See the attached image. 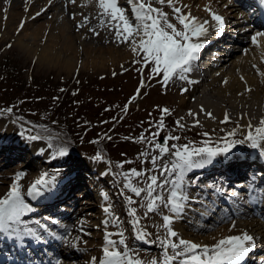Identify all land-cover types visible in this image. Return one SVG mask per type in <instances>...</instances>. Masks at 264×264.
<instances>
[{"label": "rangeland", "instance_id": "374dc122", "mask_svg": "<svg viewBox=\"0 0 264 264\" xmlns=\"http://www.w3.org/2000/svg\"><path fill=\"white\" fill-rule=\"evenodd\" d=\"M184 1L179 0L177 5ZM201 1L203 0H193L191 4L196 7ZM237 1L220 0V5H217L221 9L222 15L230 16L228 18L230 35L235 34L241 38L240 40L245 39L243 45L247 46L254 34L264 32V26L262 23L254 25L250 17L248 19L240 18L243 13H250L251 16L252 13L250 7H239ZM1 2H7L8 7L3 8L4 6H2L3 9H1L3 17L1 18L2 28L0 27V128L4 132L7 130L8 137L12 140L7 148L0 147L2 150H0V198L9 192L14 183H19L21 191L25 194L26 202L36 209L38 208L37 202L27 196V191L43 173H48L50 178L55 179L72 174L74 181L80 174L87 173L88 168L106 165L109 176L104 177L103 181H98L100 187H95V192L92 191L89 182V184L85 183L86 185L83 187L77 186L68 190L71 192L72 200L64 204H62L65 201L63 195H56L52 200L45 197L43 203L47 201L51 204L49 207L52 210H45L48 218L61 221L63 223L61 227L58 224H50V221L44 218L46 216L44 211L30 214V221L35 217L36 220L39 219L48 224L50 229L54 230L56 237H65L63 241L53 237L57 244L55 245L56 254L54 255V250L47 248V252L53 254L47 256L50 259L48 262L46 261L47 257L43 255L46 264H57V261L59 264H100L103 258L102 247L105 244V234L108 232H123L130 249L129 254L140 259L142 264H151L152 261H159L162 264L164 250L159 241L165 238L166 232L163 227V216H172V214L167 208L161 209L162 214L149 212L146 207L145 194L142 193L140 197H137L125 187V184L130 179L135 187H147V177L151 175H157L160 181L164 180L165 177L158 171L159 166L161 164L169 165V160L174 157L162 154L155 148V144L160 143V136H164L165 145L169 147L170 151L175 150L173 145L180 147L192 142L199 147L206 140H209L212 146L222 147L221 138L226 137L228 132L237 128V125H241V123L233 119L230 120L232 123L219 121L211 127L205 124L197 126L191 119L184 118L183 111L186 108L178 106L175 92L176 88H181L183 81L173 80L174 82L170 81L165 87L160 82L162 75L153 77L151 74V64L142 67L141 64L135 63L137 59L141 58L140 56H137L136 60L130 62L126 67H122L118 73L83 67L87 59L86 49L88 50V46H98L103 49L117 42L114 31L109 27L107 20L104 23L98 20L101 18L99 17L101 10L98 7L90 8L85 14L83 13V22L85 20L90 22L88 29L91 33L87 34L88 37L84 42L80 41L76 44L79 58L76 67L69 72L59 67L41 66L38 61V45L33 46H37L34 48L35 50L30 48L33 42L38 40V37H35L36 29L47 23L48 15L52 14V10L44 14L46 17L26 13L18 24L16 33L5 36L6 23L11 20L12 13L18 12L25 5L30 8L37 6L38 1L0 0V7ZM212 2L213 0H209L206 3L212 5ZM230 2L235 6L230 5ZM62 3L61 0L56 7L53 6L54 13H56L55 8L57 11L62 9ZM120 6L128 8L126 0H121ZM153 7L162 8L163 6L156 4L153 0ZM163 11L169 14L167 9H163ZM127 13L131 15V10L129 9ZM66 17L67 24L71 25L73 17L69 15ZM32 18L34 19L31 20ZM169 19L173 22L170 14ZM28 20L31 25L29 29L25 30V23ZM257 21L259 22V20ZM233 23L236 24L233 25ZM52 24L54 25V23ZM248 26H255V28L250 29L247 33L239 31ZM84 31L87 32L85 29L79 31V34L75 32V36L80 35L82 39ZM92 32L94 33L92 34ZM50 34L48 32L43 36L42 47L52 44ZM89 34L93 37L89 38ZM34 37L36 39H33ZM228 42L230 40H223L221 45ZM212 51L210 48L203 52V57L198 60L199 64L197 63L199 67L205 63L204 58L212 55L209 54ZM239 55L241 52L234 53L231 57L235 58ZM254 60L257 61L258 67L264 68V48ZM140 69L142 72L139 71ZM255 72L259 75L260 70H255ZM13 77L18 81L14 82ZM35 85L41 86L38 92L42 97L35 92ZM138 90L140 95L133 100L132 98L136 96ZM259 93L258 100H261L259 106L262 107L264 90L262 89ZM55 103H62L61 112H55V109H52ZM163 108H168L171 114L164 115L165 126L160 129L158 123ZM8 109H11V112L7 111ZM178 120L184 125L183 128L177 126ZM40 123L41 129H39ZM156 132H159V135L153 136L152 134ZM203 133H208V135L205 136ZM32 135L41 136L42 139L29 140L28 137ZM141 136L144 137V140L140 139ZM169 136H179L180 140H170ZM242 138L243 133L239 131L235 137H228L229 140ZM49 144L52 147H49ZM39 146L43 148L42 153ZM14 147L16 149L13 150ZM61 147L68 149V156L53 158V154ZM31 149L38 151L31 154ZM236 149L250 151L251 148L239 145ZM6 150H12V156L4 160L7 156ZM153 159L156 161L155 165ZM133 169L146 175L126 178L125 174L131 173ZM255 170L257 173L259 172V169ZM20 173L23 175L17 181L16 177ZM97 173L98 170H93L89 181L98 176ZM87 178L84 177V180ZM168 179H175V177L169 174ZM193 180L195 178H189L188 183H192ZM72 182L67 185V188L72 187ZM263 186L264 184H261L259 190L263 191ZM171 187V184L167 185L161 195H166L167 189ZM231 187L234 188V186H227V188ZM157 191L160 190L157 189ZM198 193L194 192L195 197L192 198L201 199L208 205L200 202L188 203L187 205H192L195 209H189L188 215H185L184 225L196 238L203 237L211 242L217 241L218 237L222 238L225 233V231L219 232L221 227H226V231L231 229L230 222L219 221L220 215L229 213L230 202L228 200L216 201L213 198L214 192L208 190L207 195H198ZM208 193L210 194L208 195ZM129 197L134 203H128ZM218 204L221 205V208ZM249 205L251 204L249 203ZM105 208H109L110 213H106ZM131 209L136 210V219L139 220L137 228H143L149 233L147 239L151 241L150 237L153 238L155 240L153 243H144L134 238L136 228L133 227V217L129 214ZM60 212L62 215H59ZM207 212L209 215L205 216ZM231 218L233 221L237 219L234 216ZM105 220L109 221L107 226L103 223ZM111 239L119 240L120 236L113 235ZM259 254L257 253L255 256ZM93 258H96L95 261ZM6 261L5 258V263L9 264ZM32 263L35 262L30 264Z\"/></svg>", "mask_w": 264, "mask_h": 264}, {"label": "bare ground", "instance_id": "6f19581e", "mask_svg": "<svg viewBox=\"0 0 264 264\" xmlns=\"http://www.w3.org/2000/svg\"><path fill=\"white\" fill-rule=\"evenodd\" d=\"M37 1V6H32L30 8L25 5L18 12L12 13V17L10 18L11 20L6 23L7 27L5 29V36L16 33L15 30L17 29V27H19L18 24L20 23V21H22L26 13L29 12L30 14L37 15L39 13L38 17H41L45 13H49L52 10V14L48 15L49 20L47 21V23L42 24L41 26H39V28L36 29L35 37H38L39 41L35 40L30 48H32L33 50L34 48H37V46H33L38 45V61L41 66L59 67L63 70H68L69 72H71V70L76 67L77 59L79 58L76 44L80 41L84 42L88 37L87 34L91 33V31H89L88 29L90 25L88 23L90 22H88L87 20L83 22L84 14L88 9L98 7L96 0H76L75 3H72L71 0H62V9H59L57 11V8H55L56 13L53 12V6L56 7L58 2H60L61 0ZM207 1L209 0H203L199 2L196 7L191 4L193 0H185L183 3L177 5H187L188 7H182L183 12L186 13L190 11L191 15L198 17L199 20L209 21L208 39L205 43V47L199 53L198 60L203 57V52L208 51L210 48H212L213 50L212 52H209V54H212L209 55L210 57L204 58L206 63L205 66L199 67V61L197 60L192 72L187 74L188 79L196 82L190 84L187 81H183L181 88L178 87L176 88V91L174 90L177 95L178 106L186 108V110L183 111V116L184 118L186 117L191 119L193 123H196V120L198 119L199 124L210 125L211 127L212 125H215V123L219 121L221 122L224 119L225 113H228L231 117L230 120L234 119V121H238L239 123H241V126H246L249 120H251V123L254 126H258L259 121L261 119H264V104L262 107H260L259 102H261V100H258L260 94L259 92L262 91V89L264 90V75H261V73H264V68H261L260 66L258 67V63L254 59L256 55L261 53L264 48V37H259V40L261 41V47H256L252 43L251 39L247 46H244L243 43H245V39L240 40L241 38H239L238 35H230L231 32L230 29H228V18L230 16L225 14L222 15L221 9H219L218 7V5H220V0H213L212 5H208L206 3ZM255 1L257 2L256 4H258V0ZM237 2L239 7L246 8H249V5L251 3H254V6H250V9L256 8L255 11H259V8L255 6L256 4L254 0H238ZM6 3L7 2H1L0 27L2 26L1 18L3 17L1 9L8 7V4ZM120 4L121 0H119V6ZM230 5L235 6L234 3L231 2ZM2 6L4 7L2 8ZM206 8H211L213 12H216L217 14L224 17V28L222 29V34H218L215 31V28L217 26L215 25V22L212 21L210 13L205 10ZM163 9H167L170 14V18L174 23H177V21L174 19L172 9L167 5H164L162 7V10ZM126 14L131 16L129 13ZM66 15L74 17L72 19L73 21L71 25L67 24ZM44 16L46 17V15ZM249 17L250 20L253 21L254 25L261 23L260 20L258 22L256 17L253 15L251 16L250 13H243L240 16V18L243 19H248ZM33 19L34 18H32L31 20ZM98 20L101 21V18H99ZM52 23H54V25ZM234 24L236 23H233V25ZM25 25V30L29 29V26L31 25L29 20L26 21ZM177 27H180V25L177 24ZM252 28H255V26L244 27L239 31L247 33ZM82 29L87 30V32L84 31L86 34L83 32L84 37H82L81 39L80 35L77 37L75 36V32H78L79 34V31H81ZM48 32L51 33L50 35L52 44L42 47L41 40L43 36ZM93 33L94 32H92V34ZM35 37L33 39H36ZM92 37L93 36L90 35L89 38ZM223 40H230V42L226 43L225 45H221V41ZM90 47L91 46H88V50L86 49L87 59L83 67H90L92 70H102L103 72L109 71L118 73V71L122 67H126V65H128L130 62L136 60L137 57V55L133 53L130 44L120 43L119 41L106 46L103 49H100V47L98 46H92L91 48ZM239 52H241V55L235 58L231 57L234 53L237 54ZM97 53H99L100 55H96ZM255 70H260L259 75L256 72V74L254 73ZM225 81H227V83H225ZM185 88L188 89V91L182 92V89ZM248 89H251V91H248ZM201 107H203L204 109L203 112H201ZM189 112H192L194 115H189ZM207 112H211L213 118L208 117L206 115ZM238 131L240 133H243V131H246V129H241ZM7 133V130L6 132H4L2 128H0V147H3L4 149L7 148L8 144L12 140L10 139V137H8L9 133ZM39 147L41 148L42 153L43 148L41 146ZM35 148L38 149L37 146H35ZM14 149H16V147H14L13 150ZM11 151L12 150H6L7 156H5L4 160L12 156ZM37 151L32 150L31 154H35ZM95 169L98 170L97 174L99 177L95 176L94 179L89 181L90 175ZM255 169H259V175L257 174ZM66 170L69 171L67 168ZM250 170H253L254 174H251ZM107 171L108 169L106 165L102 167L98 165V167L92 166V168H88L87 173H85L84 175L80 174L74 181V175L72 174H69V176L63 175L62 177H57L55 188L51 192H45L46 196L44 195L35 199L37 202L36 206L38 207L36 208L35 212L39 213L44 211V214H46L44 218H48V214L45 212V210H51V207H49L51 204L47 203V201L43 203L45 197H47L46 199L48 200H52L56 195H63L65 197L63 200L65 201L62 204H64L72 200L71 192L69 191L77 186L83 187L86 185L85 183L89 184L90 182L91 189L95 192V187H100V180L103 181L104 177L109 176V173H107ZM84 177H88L87 180H84ZM189 178H195V180H193L192 183H188ZM71 182L73 183L72 187L67 188V185H69ZM261 184H264V156H261L258 150L250 149L249 151L248 149L235 148L232 153H230L229 157H219L217 161H215L212 165L206 166L203 169L193 170L190 173L186 174V191L191 199L186 202V207L184 208L183 215L176 216V218L174 219L172 228L177 231L182 238L200 244L213 245L219 239H221L218 237L217 241L211 242L210 240H206L203 237L196 238L195 235L192 232H189V230H187V227L184 225V221L186 219L185 215H188L189 209H195L192 205H187L188 203L200 202L208 205L206 202H202L201 199H193L192 197H195V194L193 193L199 192L198 195H207V190L209 192H214L213 194H215V196L213 198L216 199V201L228 200L230 202V206L228 207L229 213L220 215L219 221L224 222L227 217L231 216L237 218L234 221L236 225L235 228H232L231 225V229L229 231H226V227H221L219 229V232L225 231L222 238L230 235H240L242 232L246 231L249 235L255 238V244L249 254L244 258L243 264H264V190H259V186ZM225 185L234 186V188H227V191L224 192L223 189ZM232 192L238 193V197H232ZM225 193H227L228 196H226ZM209 194L210 193H208V195ZM99 197L100 196H98V198ZM249 203L251 205H249ZM219 207L221 208V205ZM222 208L226 209V207L224 206H222ZM59 215H62V212H60ZM208 215V212L205 213V216ZM35 220L36 218L34 217L30 221V223H34ZM57 224L60 227L61 225H63L61 221H57ZM48 227L50 229L49 225ZM50 230L52 233H54V230ZM150 239H152L151 241H155L151 237ZM55 245L57 244L55 242V239L53 238V235L47 233L43 234L42 242L26 240L24 246L19 248L15 243L5 241L0 238V264H7L5 263V258L7 260L6 262H9V264H30L31 262H35L32 264H46V261H50L49 257L47 256L49 254H53L51 252L48 253L46 249L51 248L52 250H54L55 255ZM257 253L260 254L258 256H255ZM43 255L47 257L46 261L44 260Z\"/></svg>", "mask_w": 264, "mask_h": 264}, {"label": "snow or ice", "instance_id": "6c2138e0", "mask_svg": "<svg viewBox=\"0 0 264 264\" xmlns=\"http://www.w3.org/2000/svg\"><path fill=\"white\" fill-rule=\"evenodd\" d=\"M71 2L75 3L76 0H71ZM96 3L101 10L99 13L101 22L104 23L107 20L117 41L130 44L133 53L141 57L135 63L141 64L142 67L151 64L150 72L153 77L162 75L160 82L165 87L173 80L187 81L190 84L196 82L188 79L187 74L192 72L195 62L199 59V53L207 42L209 35L208 20L201 21L198 17L192 16L190 11L183 12L182 7L188 6H177L179 0H155L156 4L167 5L172 9L177 23H173L169 19V14L164 12L162 8L153 7V0H126L128 8L119 6V0H96ZM129 9L131 10V16L126 14ZM205 10L210 13L212 21L217 26L215 31L222 34L224 17L213 12L211 8ZM177 24L180 27H177ZM92 31L95 30L92 29ZM259 37H264V32H257L251 37L252 43L256 47H261ZM139 71L142 72V69ZM261 75H264V73H261ZM141 83L143 85V81ZM185 91H188V89H182V92ZM248 91H251V89H248ZM139 95L138 90L136 96L132 99H136ZM7 111L11 112V109ZM203 111L204 109L201 107V112ZM161 112L162 116L158 123L160 129L165 126L164 115L171 114L168 108L161 109ZM189 115L194 114L189 112ZM206 115L213 118L211 112H207ZM229 122L230 116L225 113L221 123ZM176 123L178 127H184L179 120ZM196 125H199L198 119ZM241 129H246V131H243L242 139H228V137H235L238 130ZM152 135L158 136L159 132ZM203 135L207 136L208 133H203ZM28 139L37 141L42 137L32 135ZM140 139L144 140V137L141 136ZM168 139L178 141L180 137L169 136ZM221 141L223 143L222 147L212 146L211 142L206 140L199 147L192 142L180 147L173 145L174 151H170L166 145L156 143L155 148L160 153L174 157V159L169 160L170 166L164 164L159 166L158 171L160 175L165 177L164 180L160 181L157 175H151L147 177V187H135L130 179L125 184V187L135 196L140 197L142 193L145 194L146 207L149 212L162 214L161 209L167 208L173 214L172 216H163V227L166 232L165 238L159 241L164 250L162 264H243L244 258L254 247L255 238L246 231L240 235L223 237L213 245H205L182 238L172 228L174 217L183 215L186 202L191 199L186 191V174L212 165L219 157H229L238 145H246L248 148L258 150L260 155L264 156V119L259 121L258 126H254L251 120L246 126L238 124L237 128L228 132L226 137L221 138ZM49 147H52V145L49 144ZM57 156H68V149L66 147L59 148L53 154V158ZM97 159H100V157H97ZM155 163L156 161L153 159V164L155 165ZM169 174L175 179L169 180ZM22 175L23 173L17 175V181ZM125 175L127 178L128 176L141 177L146 174L133 169L131 173ZM56 183L55 178H50L48 173H43L31 184L27 196L32 199L42 197L45 192H51ZM169 184L172 187L167 189V194L161 195V192L165 191L166 186ZM157 189L160 191H157ZM238 195L236 192L231 193L232 197H238ZM128 203H134L131 197L128 198ZM35 211L36 209L26 202L25 194L21 191L19 183H14L9 192L3 198H0V238L15 243L18 248L23 247L26 240L42 242L45 233L63 241L65 237H56V234L49 229L48 224L41 222L39 219L30 225V214L35 213ZM104 211L110 213L109 208H105ZM129 214L133 217V227L136 228L134 238L144 243H152L153 241L147 239L150 234L143 228H137L139 220L136 219V210L131 209ZM46 219L52 224H57V221L50 217ZM226 222H230L232 228L236 227L231 217H227ZM103 223L107 226L109 221L105 220ZM113 235L120 236V239H111ZM102 252L103 258L100 264H142L140 259L129 254L130 249L123 232L106 233ZM95 259L93 258V261ZM57 264H59V261H57ZM151 264H160V262L152 261Z\"/></svg>", "mask_w": 264, "mask_h": 264}, {"label": "trees", "instance_id": "16d2710c", "mask_svg": "<svg viewBox=\"0 0 264 264\" xmlns=\"http://www.w3.org/2000/svg\"><path fill=\"white\" fill-rule=\"evenodd\" d=\"M10 77V76H9ZM14 78V82H16V81H18V79H15V77H13ZM39 88H41V86H37V85H35V92L38 94V96H41L40 95V93L38 92L39 91ZM42 97V96H41ZM60 108H62V103H55L54 105H53V107H52V109H55V112H61V110H60ZM41 123H40V125H39V129H41Z\"/></svg>", "mask_w": 264, "mask_h": 264}, {"label": "water", "instance_id": "95a60500", "mask_svg": "<svg viewBox=\"0 0 264 264\" xmlns=\"http://www.w3.org/2000/svg\"><path fill=\"white\" fill-rule=\"evenodd\" d=\"M159 142H160L162 145H165V144H166V141H165V138H164L163 135L160 136Z\"/></svg>", "mask_w": 264, "mask_h": 264}]
</instances>
